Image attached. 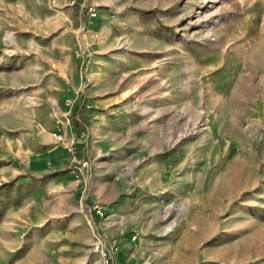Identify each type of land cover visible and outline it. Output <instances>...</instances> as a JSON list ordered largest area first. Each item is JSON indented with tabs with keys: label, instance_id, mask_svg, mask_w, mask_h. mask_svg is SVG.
<instances>
[{
	"label": "rangeland",
	"instance_id": "obj_1",
	"mask_svg": "<svg viewBox=\"0 0 264 264\" xmlns=\"http://www.w3.org/2000/svg\"><path fill=\"white\" fill-rule=\"evenodd\" d=\"M0 264H264V0H0Z\"/></svg>",
	"mask_w": 264,
	"mask_h": 264
},
{
	"label": "built area",
	"instance_id": "obj_2",
	"mask_svg": "<svg viewBox=\"0 0 264 264\" xmlns=\"http://www.w3.org/2000/svg\"><path fill=\"white\" fill-rule=\"evenodd\" d=\"M89 10H90V13H91V14H93V15L95 14L94 8H93L92 6L90 7ZM90 29H91V28H90L88 25H86V30L89 31ZM84 50H85V49H83V51H84ZM54 136H55V138H56L58 141H64V140H65V136H64L63 134H61V133H57V132H56V133H54ZM98 211L101 212L100 209H98ZM96 247L98 248L99 245H97Z\"/></svg>",
	"mask_w": 264,
	"mask_h": 264
}]
</instances>
